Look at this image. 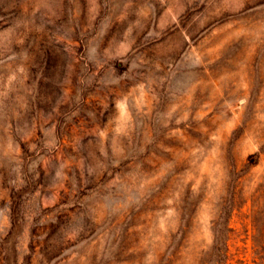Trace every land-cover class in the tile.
Returning <instances> with one entry per match:
<instances>
[{
	"label": "rangeland",
	"instance_id": "374dc122",
	"mask_svg": "<svg viewBox=\"0 0 264 264\" xmlns=\"http://www.w3.org/2000/svg\"><path fill=\"white\" fill-rule=\"evenodd\" d=\"M0 264H264V0H0Z\"/></svg>",
	"mask_w": 264,
	"mask_h": 264
}]
</instances>
